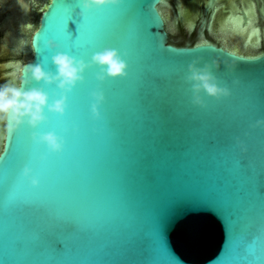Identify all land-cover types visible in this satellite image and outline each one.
Returning <instances> with one entry per match:
<instances>
[{"label": "water", "instance_id": "obj_1", "mask_svg": "<svg viewBox=\"0 0 264 264\" xmlns=\"http://www.w3.org/2000/svg\"><path fill=\"white\" fill-rule=\"evenodd\" d=\"M8 1L3 50L10 52L0 58L7 61L0 84L29 80V64L54 73V52L44 45L54 40L70 55L65 36L84 19L79 0ZM213 1L203 0L204 12ZM167 5L174 0H122L89 13L86 31L98 47L81 59L114 48L128 74L101 83L93 67L69 95L64 119L78 122L82 134L62 159L33 144L30 128L8 136L0 123V264H264V125L257 126L264 121V51L240 53L264 50L254 5H243V26L235 7L219 4L211 28L224 48L194 44L196 27L174 25ZM193 63L209 66L230 94L201 92L204 107L195 105L187 79ZM96 90L105 95L102 122L91 115ZM53 130L50 121L39 129ZM41 156L52 161L47 169ZM25 165L43 177L41 205L22 206L26 193L16 177Z\"/></svg>", "mask_w": 264, "mask_h": 264}, {"label": "clouds", "instance_id": "obj_2", "mask_svg": "<svg viewBox=\"0 0 264 264\" xmlns=\"http://www.w3.org/2000/svg\"><path fill=\"white\" fill-rule=\"evenodd\" d=\"M122 0H79L80 15L99 12L107 7L119 6ZM54 52L51 63L55 72H47L40 63L29 64L26 71L29 80H20L19 83L8 82L0 84V123L5 125L8 136L18 132L23 127L32 130L31 141L35 145H43L49 154L61 155L65 150V140L55 131L41 133L39 129L49 123V114L64 117L68 111V98L75 88L85 83L86 74L93 67L99 69L97 80H117L127 77L128 64L121 53L114 48H103L94 52L90 60L77 58L65 52L58 51L59 45L54 40H47L44 45ZM188 81L192 84L193 103L204 107L201 92L212 98L226 97L230 93L222 89L215 82L209 66L199 68L195 63L189 65ZM35 82L44 87L35 88L29 85ZM45 87L56 90L54 97L50 96ZM91 115L94 120H101V108L105 103L103 91L91 93ZM264 125L258 121L257 126ZM23 177L32 187H39L40 179L34 175L31 167L25 165L22 169Z\"/></svg>", "mask_w": 264, "mask_h": 264}, {"label": "flooded vegetation", "instance_id": "obj_3", "mask_svg": "<svg viewBox=\"0 0 264 264\" xmlns=\"http://www.w3.org/2000/svg\"><path fill=\"white\" fill-rule=\"evenodd\" d=\"M181 2H184L185 5L187 6V12L186 10H184L183 7H181L179 5V0H174V7H171L170 5H167V9L168 11L171 13V15L173 16V20H174V25L176 24H180L183 26V29L186 30L187 32H189V30L192 27H196V31L197 34H195V43H201L202 41L214 44L216 46L219 47H223L221 44V41L223 40V38L218 37V33L215 34V31L213 28H211V24H217L218 23V12L221 11V3L227 5V7H235L234 10V15H236L237 17L240 18L241 23L243 26H245L247 24V18L245 15V11L243 9V5H246L247 2L248 3H252L254 5L255 11H256V17H255V21H254V26L256 28L260 29V39H261V43H264V21H263V16H264V0H214L213 1V6L212 8L208 9L207 12H204V2L203 0H183ZM163 4V3H162ZM161 4V5H162ZM219 5V6H218ZM4 6V9H3ZM8 8V9H7ZM11 8V1L8 0H0V58L3 57L4 55H7L8 50H3V39H4V31H3V19L6 16V13L9 11V9ZM169 8H171L172 10H169ZM179 12V16H177L178 11ZM216 12L215 16L214 13ZM191 13L194 15L193 17V24L192 26L188 25V21L187 20V15ZM223 19L226 20L229 16V14H224ZM176 15V16H175ZM243 16L245 17L246 21L245 24L243 23ZM218 20V21H217ZM197 25V26H194ZM181 26V27H182ZM165 29L167 31L168 37H169V33H168V29L166 28V23H165ZM210 39V40H207ZM170 40V38H169ZM192 44V43H190ZM224 48V47H223ZM227 49V48H225ZM230 51V49H228ZM264 50H258V51H252V53H248V52H244V51H240V53H246V54H257L260 52H263ZM12 53V52H11ZM7 61H2L0 63V73L3 75V72H6L7 70H3V65L6 64Z\"/></svg>", "mask_w": 264, "mask_h": 264}, {"label": "snow or ice", "instance_id": "obj_4", "mask_svg": "<svg viewBox=\"0 0 264 264\" xmlns=\"http://www.w3.org/2000/svg\"><path fill=\"white\" fill-rule=\"evenodd\" d=\"M79 11H81L80 6L77 8ZM76 9V10H77ZM89 20V13H86L84 15L83 20H77V24L75 25V35L73 34V30H71V36H65L67 38L71 45V52L70 55H74L77 58H83L85 54L88 53L89 50H94L98 47V44L96 43V37L86 31V25L87 21ZM65 117V116H64ZM64 117H57L49 115L48 119L51 122V127L54 129L56 133L59 132L60 136H62L65 140V150L61 155H58V159H62L63 155L68 150V145L70 142L75 141L80 138L82 134L81 126L76 121H66ZM104 120V117L102 116V119L97 122H102ZM33 148H35V145H33ZM51 155V154H49ZM28 159H32V153L29 152L27 154ZM6 160V165L10 169L15 168V159L8 157ZM40 160L44 162V167L47 169V167L52 163V161L49 159V157L41 156ZM40 178V184L39 187H32V185L29 183L28 180H26L22 173L16 177L17 183H19L26 195L23 198L22 206L24 207H34L41 205L43 202L38 199L39 193L43 190L41 186V179ZM207 202V201H202ZM161 222L160 220L155 217L154 224H153V231L156 236H158L160 239H162L161 236ZM174 259V258H173Z\"/></svg>", "mask_w": 264, "mask_h": 264}]
</instances>
